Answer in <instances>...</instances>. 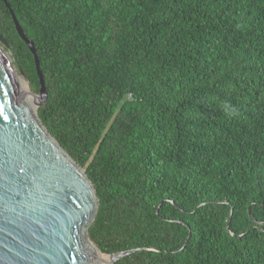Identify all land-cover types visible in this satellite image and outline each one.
I'll return each mask as SVG.
<instances>
[{
    "label": "trees",
    "instance_id": "16d2710c",
    "mask_svg": "<svg viewBox=\"0 0 264 264\" xmlns=\"http://www.w3.org/2000/svg\"><path fill=\"white\" fill-rule=\"evenodd\" d=\"M7 2L38 116L97 191L99 251L264 264V0ZM0 34L38 94L3 0Z\"/></svg>",
    "mask_w": 264,
    "mask_h": 264
},
{
    "label": "water",
    "instance_id": "95a60500",
    "mask_svg": "<svg viewBox=\"0 0 264 264\" xmlns=\"http://www.w3.org/2000/svg\"><path fill=\"white\" fill-rule=\"evenodd\" d=\"M3 1L34 56L40 90L30 89L0 34V264H96V251L87 247L93 244L100 252L89 237L99 210L97 191L35 112L48 98L37 48ZM15 74L35 100H25ZM248 212L252 218L250 207ZM140 250L100 253L115 264Z\"/></svg>",
    "mask_w": 264,
    "mask_h": 264
},
{
    "label": "bare ground",
    "instance_id": "6f19581e",
    "mask_svg": "<svg viewBox=\"0 0 264 264\" xmlns=\"http://www.w3.org/2000/svg\"><path fill=\"white\" fill-rule=\"evenodd\" d=\"M14 78H15V80H16V82L18 84V87H19L21 93L23 94L25 100H35L36 97L31 95V94H29L30 92L28 93L29 89L23 83L22 79L16 74H15ZM37 111H38V107L36 108L35 112H37ZM87 249H89L90 251L91 250H95L96 251V258H95V260L97 261L96 264H109V261H110L109 257L106 256V255H102L100 252H98L93 244L88 246Z\"/></svg>",
    "mask_w": 264,
    "mask_h": 264
},
{
    "label": "rangeland",
    "instance_id": "374dc122",
    "mask_svg": "<svg viewBox=\"0 0 264 264\" xmlns=\"http://www.w3.org/2000/svg\"><path fill=\"white\" fill-rule=\"evenodd\" d=\"M8 54L10 55V57H12V55H11V53L8 51ZM13 58V57H12ZM17 68V67H16ZM17 70H19L18 68H17ZM28 92H30V91H28ZM31 94V93H30ZM31 95H33V94H31ZM34 96V95H33ZM36 97V96H35Z\"/></svg>",
    "mask_w": 264,
    "mask_h": 264
}]
</instances>
